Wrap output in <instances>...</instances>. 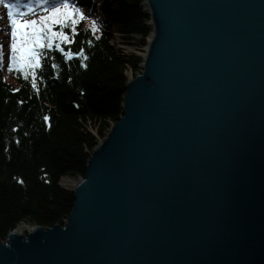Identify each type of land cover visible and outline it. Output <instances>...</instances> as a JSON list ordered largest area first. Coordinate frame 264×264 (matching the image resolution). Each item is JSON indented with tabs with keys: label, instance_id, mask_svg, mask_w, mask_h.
Masks as SVG:
<instances>
[{
	"label": "water",
	"instance_id": "1",
	"mask_svg": "<svg viewBox=\"0 0 264 264\" xmlns=\"http://www.w3.org/2000/svg\"><path fill=\"white\" fill-rule=\"evenodd\" d=\"M141 5L142 70L59 182L71 212L9 231L0 264H264V0Z\"/></svg>",
	"mask_w": 264,
	"mask_h": 264
},
{
	"label": "trees",
	"instance_id": "2",
	"mask_svg": "<svg viewBox=\"0 0 264 264\" xmlns=\"http://www.w3.org/2000/svg\"><path fill=\"white\" fill-rule=\"evenodd\" d=\"M141 1L69 0L75 23L52 24L64 37L49 46L42 34L36 46L29 26L12 37L0 0L1 239L19 223L62 225L71 212L72 193L59 181L84 176L90 152L120 115L127 71L142 70V56L115 41L138 51L147 45L152 27ZM51 5L26 21L39 26ZM13 43L31 49L35 63L18 69Z\"/></svg>",
	"mask_w": 264,
	"mask_h": 264
},
{
	"label": "snow or ice",
	"instance_id": "3",
	"mask_svg": "<svg viewBox=\"0 0 264 264\" xmlns=\"http://www.w3.org/2000/svg\"><path fill=\"white\" fill-rule=\"evenodd\" d=\"M41 3L50 2L53 5V9L50 16H42L40 18V24L37 26V22L35 20L25 23H18L15 19L11 21L12 23V32L11 35L13 38L17 36V30L24 28L26 25L30 27V31L25 33L26 36L31 37L33 44L39 46L41 35H47L49 46H51V42L57 38H63L64 33L53 32L51 29L52 24H65L71 21L73 24L75 23L72 20V10L69 8V0H40ZM9 8L8 16L12 17L13 13L11 11L13 5L8 4ZM76 12H80V8L75 9ZM20 51L19 61L23 63H35L36 56L31 49H18L16 43L12 45L13 56ZM0 55H3L0 53ZM48 118L45 117V120Z\"/></svg>",
	"mask_w": 264,
	"mask_h": 264
},
{
	"label": "rangeland",
	"instance_id": "4",
	"mask_svg": "<svg viewBox=\"0 0 264 264\" xmlns=\"http://www.w3.org/2000/svg\"><path fill=\"white\" fill-rule=\"evenodd\" d=\"M7 5H8V4H7ZM13 6H14V8H13L14 11L18 10L17 7H15V5H13ZM16 6H17V4H16ZM52 9H53V5L50 6V10H48L47 13H48L49 11H51ZM18 12H21V14L23 13L22 11H18ZM12 18H13V16H12ZM14 19H15L18 23H23V21H18V20H17V19H18L17 17H14ZM17 31H18V30H17ZM148 37H149V35H148ZM148 37L146 38V42L148 41ZM115 41L118 42V45H122L121 48H122V50H124L125 52L130 53L131 51H134V52H136V53H139L140 56H142V55L145 53L146 46H147V45H146V46L143 48L142 51H138L134 46H130V47H129V46H126L127 48L125 47V48H126V49H125V48H123L124 45H123V44H120V39H119L118 37H116ZM18 54H19V53H18ZM141 63H142V62H141ZM141 63H140V67H141ZM23 65H24V64H22V63L19 61V59H18V69H20ZM141 68H142V67H141ZM138 74H139V73H138ZM138 74H137V75H138ZM128 77H134V75H133L130 71H127V78H128ZM111 125H112V124H111ZM111 125H110V127H111ZM110 127H109V128H110ZM107 132H108V130H107ZM106 134H107V133H106ZM60 180H61V179H60ZM59 182L61 183V181H59ZM19 224H21V223H19ZM19 224H18V225H19ZM18 225H17V226H18ZM24 233H25V232H23V234H24Z\"/></svg>",
	"mask_w": 264,
	"mask_h": 264
},
{
	"label": "bare ground",
	"instance_id": "5",
	"mask_svg": "<svg viewBox=\"0 0 264 264\" xmlns=\"http://www.w3.org/2000/svg\"><path fill=\"white\" fill-rule=\"evenodd\" d=\"M68 182H69V180L64 179V178L61 180V184H63V185H66ZM30 227H31V226L28 225V224L21 223V224H19V225L17 226V228H16V232H18V233L26 232V231L29 230Z\"/></svg>",
	"mask_w": 264,
	"mask_h": 264
}]
</instances>
